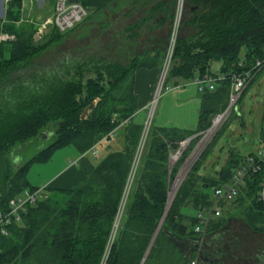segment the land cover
Wrapping results in <instances>:
<instances>
[{"label": "trees", "instance_id": "obj_1", "mask_svg": "<svg viewBox=\"0 0 264 264\" xmlns=\"http://www.w3.org/2000/svg\"><path fill=\"white\" fill-rule=\"evenodd\" d=\"M111 1L80 0L86 15L101 10ZM148 3L149 0H131L129 6L133 9ZM165 3L162 0L153 4L144 10L143 18L134 27L127 26L124 30L127 39L139 35L133 32L135 27L157 24L156 15L171 12L176 4L171 1L166 7ZM9 6L6 18L18 20L20 1L13 0ZM181 19L164 85L173 78L193 80L219 73L225 77L216 81L212 90L201 92L195 130L149 126L120 224L109 246L144 129L143 124L134 121L135 71L161 67L165 54L157 50L144 52L131 56L126 63L85 54L38 69L33 68L35 59L47 44L67 31L52 28L43 42L33 40L31 24L2 26L4 32H12L16 37L0 44V211L7 212L9 202L25 190H38L27 180L28 169L32 163L46 162L54 150L71 145L78 153H85L109 141L110 133L117 129H122V147L108 149L93 167L102 188L40 189V197L21 212L20 220L5 227L6 235L0 233V264H190L192 261L197 264L203 237L193 231L195 215L183 209L190 207L197 211L209 207L214 196L207 189L212 187L214 191L229 182L233 169L244 156L232 148L213 177L200 174L210 144L218 134L182 181L160 231L149 250L148 247L163 216L178 164L192 152L213 117L228 105L230 73L241 69L240 63L246 67L264 57V0H184ZM213 61L220 63L217 73L210 71ZM91 103L93 107L82 117ZM124 120L128 122L118 127ZM50 126L54 133L45 138L42 131ZM192 135L196 136L169 171V156L181 141ZM38 136L53 140L22 164L13 166L12 151L39 140ZM261 140L264 141V132ZM256 190L257 178L253 176L234 199L219 201L221 215L210 221L206 234L220 229L235 209L243 210L244 221L250 228L264 229V206L256 200ZM180 240L188 244L190 252L185 248L179 250Z\"/></svg>", "mask_w": 264, "mask_h": 264}, {"label": "rangeland", "instance_id": "obj_2", "mask_svg": "<svg viewBox=\"0 0 264 264\" xmlns=\"http://www.w3.org/2000/svg\"><path fill=\"white\" fill-rule=\"evenodd\" d=\"M158 1L162 0H149L148 4H142L133 9L129 6L131 0L111 1L101 10L86 15L71 30H67V32L62 34L59 39L47 44L44 51L35 59L33 68L38 67L39 69L43 66L57 65L66 58L79 57L85 54H97L99 58H107L112 61L118 60L126 63L128 58L133 55L157 50L162 54L164 53L166 58L177 23L178 14L176 13L175 6L171 12L166 10L165 12L158 13L154 19V23L157 24L135 27L133 32L139 33L136 37L127 39L124 32L127 26L134 27L143 18L144 10H148ZM164 1H166L165 6L167 7L171 1L176 3L177 0ZM55 2L56 0H44L43 5L39 7L38 0H33V16L38 15L43 18L51 16ZM167 15L170 17L166 18ZM160 18L164 21L161 22ZM52 31L53 29H48L46 34L40 37V39L35 40L33 38V40L44 42ZM177 34L178 27L176 30ZM239 57L240 60L243 58L242 52L239 54ZM165 58L162 60L160 75L163 71V64L166 61ZM219 68L220 63L218 61H213L210 64V71L213 73L218 72ZM160 75L152 99L147 105L148 110L141 115L143 117L145 115V117L141 118L139 116L138 123L144 125L147 122L151 127L156 123L167 124L168 122H173L177 127L185 126L189 130H195L197 126V108L194 109L190 103H178V99L185 96L182 92L187 91L185 89H189L185 85L187 83L194 84L191 82L193 80L183 78L168 80L165 84L170 89H162L156 102H153L157 87H159L160 80H162V75ZM195 92L197 98L201 97V93L198 92L197 88ZM150 105L151 107H149ZM220 122V126L219 123L215 128L212 127L208 131V133L211 132L209 135L206 132L201 134L197 140L195 150L187 155L184 162L178 164L177 160L169 159L171 169L175 163L176 165L178 164L179 168L170 183L169 192L171 188L172 192L169 194V199L173 198L174 200L189 170L217 134L215 142L210 144L212 147L209 155L199 169L200 174L213 177L214 171H219L225 164L229 151L232 148L242 156L249 153H257L263 148L261 136L264 132V69L253 81L245 86L240 99L236 102V106L233 109L231 108L230 113ZM216 128L217 130L214 131ZM53 130L51 126L48 127V129L42 131V136L47 137L48 134L54 133ZM42 136H38L39 140L34 139L33 142L30 141L28 146L12 151L11 154L14 157L13 166L22 164V162L39 150L44 149L53 140L52 137L44 140ZM237 136H241L244 141H251L253 144L247 148H241V143L237 142L235 146H232L231 142ZM120 139L121 136L118 133L111 140L118 141ZM200 140L202 141L199 142ZM107 145L108 142L104 141L100 145L95 146V149L101 152ZM187 147L188 144L182 146V151H186ZM74 153L77 152L71 145L58 148L53 151L49 158L50 160L32 163L26 177L33 183L37 179V174H42V178L52 176L56 174L65 161L68 159L73 160ZM86 157L88 159L93 158L91 155H87ZM173 184H175L174 188L171 187ZM207 191L212 195L213 188L210 187ZM21 196L22 198L25 197L24 192ZM183 212L191 216L196 214V210L190 207L184 208ZM165 216L166 214L164 215L163 213L162 217L164 219ZM164 219L161 218L159 220L158 224L160 222L161 224L159 227L157 224L156 230L159 228L160 231ZM182 245L187 251L189 250L187 243ZM200 249L201 256L211 258L217 264H264V229L254 230L250 228L244 221L243 210L235 209L226 217L225 223L220 229L203 236Z\"/></svg>", "mask_w": 264, "mask_h": 264}, {"label": "built area", "instance_id": "obj_3", "mask_svg": "<svg viewBox=\"0 0 264 264\" xmlns=\"http://www.w3.org/2000/svg\"><path fill=\"white\" fill-rule=\"evenodd\" d=\"M12 1L13 0H0V28H1L0 44L15 40L16 36L14 33L4 32L2 30V26L7 23L8 24L11 23L14 27H20L23 24L33 25V29H34L33 38L36 40V39H40V37L46 34L48 29L53 28L58 30L59 32H65L71 29L73 26L79 23L87 14V10L82 5L80 0L71 1V2H69V0H56L51 16L43 18L41 16L36 15L34 17L32 14L33 0H19L21 4L20 7L21 15L18 20L9 21L6 18L7 17L6 15L10 10L9 4ZM43 1L44 0H38L39 7L43 5ZM175 9H176V13L178 14L177 23L175 27V34L171 38L168 54L165 58L166 61L163 64L164 65L163 71L161 73L162 80H160L159 87H157L156 93L153 97L154 99L152 100L153 102H156L159 94L162 92V89H167V90L170 89L169 86L164 85V78L166 75L168 63L170 61V56L172 54V49L174 46V42L176 38V30L179 24L178 22L180 21L181 14L183 13L184 10V0H177L175 4ZM244 66L245 64L240 63L239 67L242 68L239 69L237 72L230 73L229 78L231 84H230V92L228 96V105L223 112L217 114L216 116L226 117L224 115L229 114L231 108L233 109L236 106V102L240 99V96L243 93L245 86H247L251 81H253L255 77L259 75V73L264 69V57L261 59H257L254 63H251L246 67ZM224 77L225 75L220 73L217 75H203L202 77H197L193 79V83L195 84L199 92H203L205 89L212 90L214 88L215 82L220 79H223ZM149 107H151V105ZM127 122L128 120H124L123 122H121V124L118 127L125 125ZM148 128H149V124L145 122L144 129L132 162L130 177L126 186V191L121 201L119 211L116 215L113 224L112 233L108 240V246L111 244V242L114 239L118 222L121 217L126 199L128 197L130 186L132 184V180L136 173L137 166L142 154V149L144 146V141ZM207 131L208 130H206L205 132ZM114 132L115 130L110 133L111 136L114 135ZM195 136L196 135H192L186 138L185 140L181 141L179 143V148L171 155L172 156L171 158L176 157L175 160H178V158L183 152L182 146H184L185 144H189V142ZM105 138L106 137H104L103 139ZM196 146L197 143L194 149L192 150V152L195 150ZM89 151L95 157L98 155L95 147H92ZM253 176L254 178H257L256 200L261 205L264 206V141H263V148L259 150L257 153H249L243 156L241 163L233 169L232 177L229 182L214 189L213 191L214 199L212 200V204L209 207H203L196 211L195 223L193 225L194 233L203 237L206 234V230L210 221L214 218L220 217L221 215V208L218 204L219 201L229 202L232 199H234L237 196L238 192L240 191V188L246 185L247 179L252 178ZM40 192H41L40 189L35 190L34 192L25 190L24 198H22V196L20 195L19 197L9 202V209L7 210V212L3 213L0 211V233L2 235H6L7 233L5 229L6 226L19 221L21 212L24 211L28 205H33L36 202L37 198L40 197ZM171 192H172V188L170 192L168 191V194H171ZM190 264H196V262L192 261Z\"/></svg>", "mask_w": 264, "mask_h": 264}, {"label": "crops", "instance_id": "obj_4", "mask_svg": "<svg viewBox=\"0 0 264 264\" xmlns=\"http://www.w3.org/2000/svg\"><path fill=\"white\" fill-rule=\"evenodd\" d=\"M160 67H155L152 69L147 68H139L135 71L134 75V94L137 98V110L136 114L134 116V121L138 123V118L141 116L144 112L146 113L147 105L149 101H151L153 92L155 90V86L158 83V78L160 75ZM217 73V72H216ZM193 82V81H191ZM185 86H187L189 89H185L187 91H183L182 93L185 94V96L180 97L178 99V103H190L192 104V107L197 108V120H198V112L200 108L201 103V97L197 98V94L195 92L196 87L194 88V84L187 83ZM184 86V87H185ZM189 92V93H186ZM199 92V91H198ZM201 93V92H200ZM201 96V95H200ZM145 117V115H144ZM141 116V118H144ZM197 123V122H196ZM158 124V123H156ZM154 125L155 127H170L175 124L173 122H168L167 124H158ZM166 125V126H163ZM174 127H177L176 125ZM197 127V126H196ZM177 128H180L185 131H191L185 126H179ZM122 129H117L114 132V137L118 133L121 136ZM117 133V134H116ZM47 138V137H45ZM112 138L109 139L107 147L102 150L101 152L97 151L98 155L95 157L92 155L90 151H87L85 153H77L73 154V160L68 159L65 161V163L61 166V168L56 172V174L52 176H46L45 178H42V174H37V179L34 180L33 183L30 182V180L27 178L29 184L32 187H36L38 189H43L45 187L50 188H59V189H81V190H92V189H99L102 188V183L99 180V178L96 176L93 167L96 164V162L102 158L108 149L111 150H119L122 147V137L118 141H112ZM91 155L93 158L88 159L86 156ZM50 160V159H49ZM40 163V162H38ZM49 168V167H48ZM120 220L118 222V226L120 224ZM117 226V228H118ZM117 231V230H116ZM116 233V232H115ZM185 242L180 240L179 243L177 242V246L179 250H183V245ZM199 248V247H198ZM200 249V248H199ZM198 249V250H199ZM199 255V254H198ZM197 255V256H198ZM201 255H199L197 258L199 259ZM208 258V257H207ZM199 261V260H198ZM197 261V262H198Z\"/></svg>", "mask_w": 264, "mask_h": 264}, {"label": "water", "instance_id": "obj_5", "mask_svg": "<svg viewBox=\"0 0 264 264\" xmlns=\"http://www.w3.org/2000/svg\"><path fill=\"white\" fill-rule=\"evenodd\" d=\"M71 1H76V0H69V2H71ZM93 103H91L84 111H83V114H82V117H84L85 115H86V112H87V110H89V109H91L92 107H93ZM211 128V127H210ZM209 128V129H210ZM208 129V130H209ZM237 142H240L241 143V148H247V147H249V146H251L252 144H253V142H251V141H244L243 140V138L241 137V136H237V137H234L233 138V140H232V142H231V145L232 146H235V144L237 143ZM171 169V166H170V164H169V170ZM172 200H173V198H171V199H169V194H168V196H167V202H166V210H165V212H164V215L167 213V211H168V209H169V207H170V205H171V203H172ZM162 219H164V217H162ZM160 224H161V222L158 224V227L160 226ZM158 231H159V228L154 232V235H153V237H152V240H151V242H150V244H149V247H148V250H149V248L151 247V245H152V242L154 241V239H155V237H156V235L158 234ZM148 250H147V252H148ZM147 252L145 253V255H144V258H143V260L145 259V257H146V255H147ZM199 264H204V262H207V263H209V264H213L212 263V260L210 259V258H207V257H204L203 258V256H201V257H199Z\"/></svg>", "mask_w": 264, "mask_h": 264}, {"label": "bare ground", "instance_id": "obj_6", "mask_svg": "<svg viewBox=\"0 0 264 264\" xmlns=\"http://www.w3.org/2000/svg\"><path fill=\"white\" fill-rule=\"evenodd\" d=\"M226 113H227V112H226ZM226 113H225V114H226ZM219 114H220V113H219ZM224 116H226V115H224ZM223 118H225V117H223V116H216L214 119H212V125H211L210 127H211V128H212V127L215 128L219 123H220V124H219V126H220V125H221V122H220V121H223ZM219 126H218V127H219ZM210 127H209V128H210ZM218 127H217V128H218ZM209 128H208V129H209ZM211 128H210L209 130H208V129H207V130L210 131ZM217 128H216L214 131H216ZM205 131H206V130H205ZM205 131H204V132H205ZM208 131L206 132V134L208 133ZM210 133H211V132H209L208 135H209ZM201 134H202V133H201ZM206 134H205V136H206ZM208 135H207V136H208ZM201 141H202V140H200L199 142H201ZM172 154H173V153H172ZM171 157H172V156L170 155V156H169V159H171ZM175 158H176V157H173L172 160H175ZM176 185H177V184H176ZM172 187L174 188V187H175V184H173Z\"/></svg>", "mask_w": 264, "mask_h": 264}, {"label": "flooded vegetation", "instance_id": "obj_7", "mask_svg": "<svg viewBox=\"0 0 264 264\" xmlns=\"http://www.w3.org/2000/svg\"><path fill=\"white\" fill-rule=\"evenodd\" d=\"M204 257H205V256H204ZM204 257H203V258H204ZM210 259H211V258H210ZM211 260H212V263H213V264H217L213 259H211ZM197 264H199V261L197 262ZM204 264H209V263L204 262Z\"/></svg>", "mask_w": 264, "mask_h": 264}]
</instances>
